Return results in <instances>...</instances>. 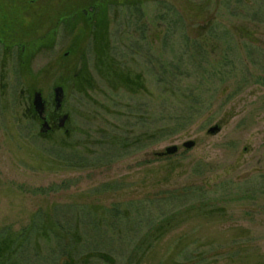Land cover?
<instances>
[{"label":"rangeland","instance_id":"1","mask_svg":"<svg viewBox=\"0 0 264 264\" xmlns=\"http://www.w3.org/2000/svg\"><path fill=\"white\" fill-rule=\"evenodd\" d=\"M102 1L47 0L35 36L0 46V240L45 221L115 264H264V0ZM55 87L68 120L41 137L27 109ZM125 238L151 247L128 261Z\"/></svg>","mask_w":264,"mask_h":264},{"label":"trees","instance_id":"2","mask_svg":"<svg viewBox=\"0 0 264 264\" xmlns=\"http://www.w3.org/2000/svg\"><path fill=\"white\" fill-rule=\"evenodd\" d=\"M103 1L98 2L97 4H103ZM78 2H85V0H78ZM105 2H107V0H105ZM74 5H77L76 1L74 2L73 6ZM61 19H64V17ZM181 121L182 118L176 120L177 127L173 129L174 131L171 133L178 132V130L181 128ZM166 128L167 126H165L164 129L159 132H167L169 134V131H167ZM193 197H195V190H186L185 188L180 191L175 190L170 199L176 202H182L186 200L189 201ZM166 199L160 198L155 201L157 204H160L162 200ZM108 213V215L112 216V218L125 220V215H123V212L118 208L113 207L108 210ZM44 223L45 221L43 223L40 222V224L34 225L32 229L22 231L21 234L13 240L9 238V234L2 237L0 240V264H10L14 262L18 264H71V258H75L72 255L73 253L76 255V257L81 256L88 258L93 263L115 264L114 257L111 254V250L113 248L111 243L108 242L105 244L104 242H94L90 239L85 240L84 242H76V245L74 246L72 243H69L70 239L73 236H76V234L72 232L71 229L60 227L58 229L56 228V231H53L52 229H48ZM93 225V231L97 235L103 233V231H98L99 228L96 226L97 223H94ZM157 226L159 225H156L153 230L150 228L149 232L146 233V236H149L151 232L156 231L158 228ZM126 231L130 233V231ZM48 235L49 238H51V241L47 240ZM145 238H142L137 242H135L132 238L120 240V251L124 250L125 258L127 256L126 259L128 261H131L133 256L138 253L141 255V257H143L147 250H149L151 244ZM39 240L52 242L50 249L46 250V256H43L35 251ZM32 241H34V243H32ZM123 246L125 249L122 248Z\"/></svg>","mask_w":264,"mask_h":264},{"label":"flooded vegetation","instance_id":"3","mask_svg":"<svg viewBox=\"0 0 264 264\" xmlns=\"http://www.w3.org/2000/svg\"><path fill=\"white\" fill-rule=\"evenodd\" d=\"M49 4L50 2L47 3V0H0V46H6L8 49L18 47V44L22 43L19 41H26L28 35L35 36L42 29L41 15L48 13L49 9L52 8ZM29 9H33L34 12H27ZM24 44L26 45V43ZM35 94L32 95L31 105L27 110L31 111L39 122V135L46 137L56 129L63 130L68 115L59 113L62 102L60 107H55L53 92V110H50L43 101L44 111L40 115L33 105ZM61 120L63 121L62 124ZM44 123L46 127H43ZM65 132L69 134L68 129Z\"/></svg>","mask_w":264,"mask_h":264},{"label":"water","instance_id":"4","mask_svg":"<svg viewBox=\"0 0 264 264\" xmlns=\"http://www.w3.org/2000/svg\"><path fill=\"white\" fill-rule=\"evenodd\" d=\"M54 92V103H55V107L58 108L61 105L62 102V97H63V89L61 87H55L53 89ZM33 105L35 107V109L37 110L38 114H42L44 111V103L42 100V97L40 95V93H36L34 95V100H33ZM63 123V121L61 120V124ZM43 127H46V124H43ZM218 130L217 126L211 127L210 129H208V133H214L215 131ZM194 146V141H186L182 144V147L185 149H190ZM178 147L176 145H171L168 146L164 149V151L162 153H158V155H162L165 154L167 156H172L174 153H176Z\"/></svg>","mask_w":264,"mask_h":264}]
</instances>
